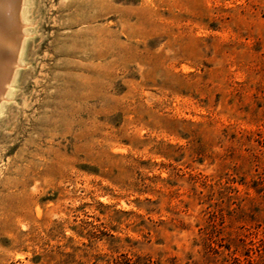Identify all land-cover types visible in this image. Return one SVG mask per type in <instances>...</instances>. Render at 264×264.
Returning a JSON list of instances; mask_svg holds the SVG:
<instances>
[{
    "label": "rangeland",
    "instance_id": "374dc122",
    "mask_svg": "<svg viewBox=\"0 0 264 264\" xmlns=\"http://www.w3.org/2000/svg\"><path fill=\"white\" fill-rule=\"evenodd\" d=\"M21 3L0 264H264V0Z\"/></svg>",
    "mask_w": 264,
    "mask_h": 264
},
{
    "label": "bare ground",
    "instance_id": "6f19581e",
    "mask_svg": "<svg viewBox=\"0 0 264 264\" xmlns=\"http://www.w3.org/2000/svg\"><path fill=\"white\" fill-rule=\"evenodd\" d=\"M21 4V0H0V91L8 89L15 65L20 63L16 55L22 48Z\"/></svg>",
    "mask_w": 264,
    "mask_h": 264
}]
</instances>
